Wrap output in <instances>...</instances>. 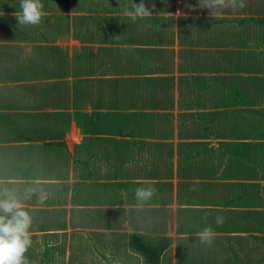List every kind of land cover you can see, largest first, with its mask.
<instances>
[{"label": "crops", "instance_id": "0c3cea01", "mask_svg": "<svg viewBox=\"0 0 264 264\" xmlns=\"http://www.w3.org/2000/svg\"><path fill=\"white\" fill-rule=\"evenodd\" d=\"M41 1L43 23L33 27L18 26L20 0H0V184L50 194L44 205L36 196L27 202L29 259L143 264L129 243L136 234L150 244L165 240L160 264H264V136L225 134L229 122L260 125L237 116L242 109L257 117V88L237 90L252 93L245 106L179 103L183 75L170 65L174 58L177 72L183 46L157 42L155 24L167 26L164 17L180 12L173 0H144L155 5L152 16L136 21L127 15L131 0H66L63 10ZM187 3L190 29L205 35L187 46L198 61L188 78L244 75L229 71L231 62L264 56L252 34L263 33L260 10L229 5L213 15L206 0ZM229 54L236 59L228 62ZM172 76L177 94L162 92ZM148 186L157 194L137 209L134 191ZM218 215L226 220L220 227ZM208 226L216 233L211 247L195 236Z\"/></svg>", "mask_w": 264, "mask_h": 264}, {"label": "clouds", "instance_id": "9594fccd", "mask_svg": "<svg viewBox=\"0 0 264 264\" xmlns=\"http://www.w3.org/2000/svg\"><path fill=\"white\" fill-rule=\"evenodd\" d=\"M207 8L215 11L227 6L244 8V0H206ZM153 8L155 5L152 6ZM20 12L15 13L18 26L38 27L43 23L45 16L44 5L41 0H20ZM3 13H0L2 16ZM127 15L133 20H144L152 16L151 10L146 6L144 0L136 4L131 0ZM157 189L152 186L138 187L134 191L135 207L142 209L157 194ZM36 196V205H44L50 198V194L36 187H25L22 194L14 189L0 184V264H35L29 259L27 253L33 246L32 228L34 217L27 207V202ZM207 214L204 220L207 221ZM226 222L223 216H216L217 227ZM200 243L211 247L216 233L211 226L203 228L195 233Z\"/></svg>", "mask_w": 264, "mask_h": 264}, {"label": "rangeland", "instance_id": "374dc122", "mask_svg": "<svg viewBox=\"0 0 264 264\" xmlns=\"http://www.w3.org/2000/svg\"><path fill=\"white\" fill-rule=\"evenodd\" d=\"M44 1L46 2V6H48V5L51 6L54 3V7H56V9L63 10L65 8H67V1L66 0H47V1L44 0ZM117 1H119V0H116L115 2H117ZM145 1H148V0H145ZM173 1H174L175 6L177 7V10H175V11L180 10V12L179 13L173 12V16H170L169 18H164V21L168 22L167 26L164 24L163 21L161 23H158V18H156V23H155L156 27H158L157 29L159 30V33H156L159 35V36L156 35L157 36V39H156L157 42H160V43L162 42V44L165 45L166 47L170 46L172 48L177 47V43L179 44V42H180L179 38L181 37L183 39L185 36V32L183 30H181V31H178V30L180 28H182V26L186 27L185 23H181L182 20L180 19V16L188 17L184 13L188 12L187 7L189 6V5L187 6V4H188L187 0H173ZM140 2L141 1L138 0V3H140ZM244 2L246 4L245 8H247L249 12L256 13V12H258L257 10H260L261 13L260 12H258V13L264 15V7H261V5L264 6V0H244ZM42 3H43V5L45 4L44 2H42ZM74 3H75V1H74ZM158 4H161V3H158ZM259 4H260V6H259ZM148 5L151 6V10H153V7H152L153 4L151 2H149ZM205 5H207V4H205ZM68 7H70V3H69ZM199 8H204L203 3H201ZM59 12L62 13V11H59ZM177 16L179 18L175 19ZM148 23H151L150 20L148 21ZM260 26L262 27V24H260ZM149 28L151 29L152 26L149 25ZM152 29H151V31L154 32V28H152ZM198 31L199 30L194 31V30L189 29V32L192 33L189 36L196 35ZM148 34L151 35V33H148ZM252 34H253V38L257 40L260 33H257L256 31H254ZM204 36H205L204 33L200 34V39H202ZM233 38H235L234 35L232 36L231 39H233ZM258 40H260V39H258ZM181 46H182V44H181ZM262 46H263V44H262ZM165 52H168V51H165ZM168 56L169 55H167V57ZM235 59L236 58L234 55H230V54L228 55V62L231 60L233 61ZM262 59L263 58L260 59V63H259V67H261V68H260V70H258L256 72L244 71L243 72L244 75H236V74H229L228 75V80L230 82L227 84V96H229L230 93H232L234 89L238 90L239 92L246 93L247 91H249L251 89L257 88V90L259 92V94H258L259 98H257L258 101L255 102V105L259 106L256 108L258 111L257 117L255 115L251 114V115H247L246 119H247V121H255L256 118H259L258 121L260 122V124L264 125V61H262ZM166 61L168 62L167 59H166ZM231 64H232V62H231ZM245 65H249V64L245 62ZM171 66H173L172 75L177 76V77H180L181 75H183V77H187L188 81L190 80V78H188V77L191 76L192 74H195V72H192L189 68L188 69H179L178 64L176 65L178 73L175 72L174 71V67H175L174 58H173V61L171 62L170 67ZM212 67L214 68L213 69L214 71H216V72L218 71V69H216L215 66H212ZM218 67H219V62H218ZM229 71L232 72L233 70H229ZM247 73L251 74L249 76H255V79L253 81H250L249 76H245V75H247ZM202 74H204V73L202 72ZM174 76H172V78L169 79V84H168L169 87L165 88L162 92L167 93V94H169V93L177 94V89H179V95L180 96H178V97L181 98V102H180V98H178V99H179V103H181V105H184L185 103H191L190 105H193V106H191V108H193L194 106L199 107V103H204V105H212L213 103L217 102L215 100V98L220 99L221 95L225 96L226 90L222 89V92H221L220 87H215L212 90L205 89L203 91H201V90H199V88H197V92L199 94H201V95H199V97H201V98H198L197 95L194 94L196 87L191 86L190 83H189V85H187L188 81L184 82L182 84L179 83V86L177 87V89H176V87H173L174 84L172 85V82H174ZM256 77H258V79H256ZM219 78H220V76L217 77V80H219ZM200 83H202V82H200ZM162 85H164V84L160 83L157 87V90ZM161 88H164V87L162 86ZM169 88L172 91H170ZM209 92H210V94H209ZM172 94H170V96H168V99L171 98L173 101V99H175V97ZM211 95L215 96V97L214 98L207 97V96H211ZM243 95H246L249 97L252 95V93L243 94ZM239 97L241 98V96H239ZM242 97H245V96H242ZM247 99L248 98H245L244 102H241L240 99H239V101L238 100L235 101V103H231V101H229L228 106L229 107L237 106V105L245 106V105L249 104V102H251V101H248ZM181 108L189 109L188 107L184 108L183 106ZM185 113L187 114L188 112H185ZM185 117H187V115ZM230 124L231 123L229 122V126H228L229 130H231V126L235 127L233 124L232 125H230ZM246 126H250V125H246ZM256 126L258 127L259 125H256ZM235 128H237V127H235ZM235 130L238 131L239 129H235ZM242 135H244V134H242ZM209 160H210V157H209ZM148 185H151V184H148ZM156 197H159V196H156ZM78 242L79 243H78L77 247L82 249V240H79ZM79 251H81V250H79ZM44 255L45 254H42V256H44Z\"/></svg>", "mask_w": 264, "mask_h": 264}, {"label": "trees", "instance_id": "16d2710c", "mask_svg": "<svg viewBox=\"0 0 264 264\" xmlns=\"http://www.w3.org/2000/svg\"><path fill=\"white\" fill-rule=\"evenodd\" d=\"M167 18H169V17H167ZM178 18L179 17H177V19ZM158 19H160V18H158ZM180 19L182 20L181 23L186 24V27L182 26L183 29L180 28L178 30V31L183 30L185 32L184 38L183 39L181 37L179 38V41H180L179 44L181 43L183 46L180 50L179 69H188L189 67L193 68L194 66H196L198 64V61L197 60L192 61L189 59V57L192 54V50L190 48H188L187 46L189 45L190 42L193 41V40H191V38H193V37L189 36L190 35L189 20H188V17H185V16H180ZM250 21L252 22L253 19L250 18ZM255 23H261L262 24L263 33L261 36H259L257 38V40L260 39L258 41L264 42V16L255 19ZM200 34H203V32H201V33L197 32L196 36L200 37ZM261 58H263L262 61H264V56H261ZM261 58H258L257 60H254L253 63H250L249 65H245V66L234 65V64L232 65L231 64V65H229V70H232L231 67H233V69L256 72V71L260 70V68H261V67H259V63H260ZM223 68H226V66H223ZM193 69H198V67H194ZM204 69H205V67L201 68V70H204ZM207 69H209V68H207ZM210 69L213 70L214 68L212 67ZM217 77L218 76L207 77V76H200L199 75V76L190 77V80L188 81L187 77L181 76L180 80H181V84L188 81L187 85H189V83H190L191 86L199 88V89H213L215 87L227 88V84L230 82L227 79V77H220L219 80H217ZM254 79H255V76H249L250 81H253ZM256 79H258V77H256ZM200 82H202V83H200ZM238 93L239 92L237 90H233V92L229 96H227V95L221 96L220 99L215 98V100L217 102L213 103L212 106H219V105H226V104L228 105L229 101H231V103H235V101H237V100L239 101V99L241 102H244V99L247 97L241 96V98H240L238 96ZM197 97L201 98V97H199V95H197ZM207 97L214 98L215 96L211 95V96H207ZM253 97L257 99V98H259V95L254 94ZM249 98H250V96L247 99L248 101L251 100ZM200 104H204V103H199V105ZM237 116L244 121V126H245L247 119H246L245 114L242 112V109H240V112L237 113ZM235 129H239V128H235V127L231 126V130H229L228 128L225 129V131H226L225 134H227L229 136L242 135V134L264 136V125H262V124H260L258 127L257 126L248 127L247 129L245 126L244 128H241L238 131H236ZM129 243L133 246V248H135L136 250H138L142 254L143 264H160V255H161L162 250L166 246L164 239L161 238V240H159L156 244H150L144 240H141L136 234H131L130 239H129Z\"/></svg>", "mask_w": 264, "mask_h": 264}]
</instances>
